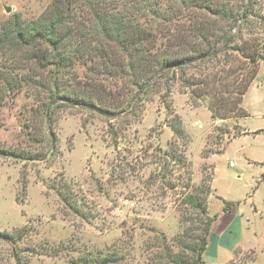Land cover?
<instances>
[{
  "label": "rangeland",
  "instance_id": "1",
  "mask_svg": "<svg viewBox=\"0 0 264 264\" xmlns=\"http://www.w3.org/2000/svg\"><path fill=\"white\" fill-rule=\"evenodd\" d=\"M105 1L113 14L151 28L164 44L170 34H161L163 27L211 23L212 18L193 13H232L237 18L227 24L233 26L248 12L244 37L258 38L264 53V0ZM53 6L54 0H0V37L16 20L23 26L49 21ZM70 53L81 59L68 68L69 80L84 83L91 75L84 64L87 55ZM30 60L28 53L0 47L2 151L35 152L24 140L23 112L53 101L57 67L43 70ZM170 91L163 86L149 94L139 117L120 124L109 111L102 115L94 108L64 105L54 120V158L31 162L0 155V264L196 263L205 219L186 203V195L205 197L210 178L215 197L210 208L208 197L207 213L215 220L203 264H264L261 167L245 163L246 158L264 161V134L241 137L244 128L264 129V61L244 97L245 120L212 119L209 98H194L180 80ZM101 106L109 109L110 103ZM55 181L67 185L80 215L66 209L50 187ZM224 201L239 204L237 219L232 211L219 218ZM231 221V231L222 236ZM213 240L220 241L221 250Z\"/></svg>",
  "mask_w": 264,
  "mask_h": 264
},
{
  "label": "trees",
  "instance_id": "2",
  "mask_svg": "<svg viewBox=\"0 0 264 264\" xmlns=\"http://www.w3.org/2000/svg\"><path fill=\"white\" fill-rule=\"evenodd\" d=\"M80 10L82 14L77 13ZM200 12L193 16L212 18L211 23L172 24L170 30L169 26L163 27L160 33L170 34L166 44L160 42L151 28L132 24L113 14L105 0H54L49 21L41 20L26 26L19 20L14 21L0 37V47L9 45L19 53H28L30 62L41 65L43 70L54 65L57 71L52 84L54 93L49 95L53 101L23 112L24 140L28 147L37 150H0V155L48 162L58 154L54 120L60 107L84 106L94 108L102 115L110 112L120 124L139 117L149 94L159 93L163 86L171 94L170 87L177 80L189 88L194 98H209L212 119L249 117L242 104L259 74L264 53L258 38L244 37L248 12L242 16L240 24L233 26L227 24L237 18L232 13L217 9ZM260 22L264 24V18ZM262 29L264 31V27ZM72 49L87 55L84 64L89 66L91 75L84 83L69 80L68 68L81 59L78 54L70 53ZM191 71L193 73L188 74ZM104 101L110 103L109 109L101 106ZM165 105L171 108L166 102ZM212 181L210 178L208 183ZM210 184L204 189L205 197L186 195V203L205 219L198 262L192 264H203L207 237L215 220L207 213ZM50 187L57 191L67 210L80 215L81 210L72 193L66 192L69 189L65 183L55 181ZM224 204L227 212L237 205L225 201Z\"/></svg>",
  "mask_w": 264,
  "mask_h": 264
},
{
  "label": "crops",
  "instance_id": "3",
  "mask_svg": "<svg viewBox=\"0 0 264 264\" xmlns=\"http://www.w3.org/2000/svg\"><path fill=\"white\" fill-rule=\"evenodd\" d=\"M248 118V117H247ZM243 120H245V119H243ZM263 131L261 132V133H263L264 134V129H262ZM260 131V130H259ZM260 133V134H261ZM250 134H256V132H251V131H247L245 128H244V133H243V135L241 136V137H243V136H247V135H250ZM256 135H259V134H256ZM241 137H239V138H241ZM238 139V138H237ZM235 140V139H234ZM232 143V142H231ZM230 143V144H231ZM245 163H246V165L247 166H249V165H255V164H259V166L261 167L260 168V180L257 182L258 183V185L259 184H262V183H264V161H257V160H253V159H250V158H246V161H245ZM230 166L231 167H234V164L233 163H230ZM213 183H214V181H213ZM213 192H215V194H216V190L213 188ZM215 196H213L212 194L209 196V208H210V203H211V201L213 200V198H214ZM218 197V196H217ZM239 204H237L234 208H233V210H232V212H233V220H235V218L237 219V214H238V211H239V206H238ZM224 206H225V204H224ZM228 212H225V210H223L222 211V213H220L219 214V218H221L223 215H225V214H227ZM218 218V219H219ZM232 220V221H233ZM230 222L229 223V225L224 229V231L222 232V236H224L225 234H227L229 231H231L230 229L232 228V226H233V222ZM215 227H216V224H215ZM214 244V245H213ZM213 246H215V248L217 249V250H221V246H220V241L219 240H213Z\"/></svg>",
  "mask_w": 264,
  "mask_h": 264
},
{
  "label": "water",
  "instance_id": "4",
  "mask_svg": "<svg viewBox=\"0 0 264 264\" xmlns=\"http://www.w3.org/2000/svg\"><path fill=\"white\" fill-rule=\"evenodd\" d=\"M6 11H7L8 13H10V12H11V9H10V8H7Z\"/></svg>",
  "mask_w": 264,
  "mask_h": 264
}]
</instances>
